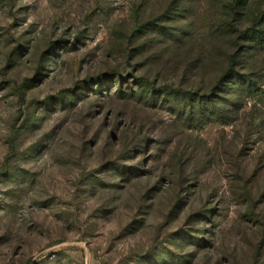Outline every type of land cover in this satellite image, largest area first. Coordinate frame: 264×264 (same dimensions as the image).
Listing matches in <instances>:
<instances>
[{
	"label": "rangeland",
	"instance_id": "374dc122",
	"mask_svg": "<svg viewBox=\"0 0 264 264\" xmlns=\"http://www.w3.org/2000/svg\"><path fill=\"white\" fill-rule=\"evenodd\" d=\"M0 264H264V0H0Z\"/></svg>",
	"mask_w": 264,
	"mask_h": 264
},
{
	"label": "trees",
	"instance_id": "16d2710c",
	"mask_svg": "<svg viewBox=\"0 0 264 264\" xmlns=\"http://www.w3.org/2000/svg\"><path fill=\"white\" fill-rule=\"evenodd\" d=\"M235 70L234 69H230L229 72L225 73L224 76L222 77V81H226L231 79L234 76ZM243 82V81H242ZM242 82L239 83L238 87H241L240 85L242 84ZM125 88V86L123 84L119 85V91H123V89Z\"/></svg>",
	"mask_w": 264,
	"mask_h": 264
}]
</instances>
